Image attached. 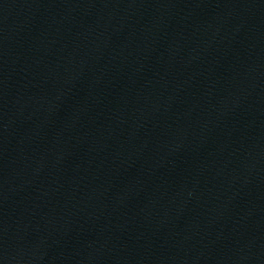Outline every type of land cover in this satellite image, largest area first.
Wrapping results in <instances>:
<instances>
[{
	"label": "water",
	"instance_id": "obj_1",
	"mask_svg": "<svg viewBox=\"0 0 264 264\" xmlns=\"http://www.w3.org/2000/svg\"><path fill=\"white\" fill-rule=\"evenodd\" d=\"M0 264H264V0L0 12Z\"/></svg>",
	"mask_w": 264,
	"mask_h": 264
}]
</instances>
